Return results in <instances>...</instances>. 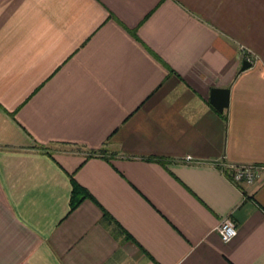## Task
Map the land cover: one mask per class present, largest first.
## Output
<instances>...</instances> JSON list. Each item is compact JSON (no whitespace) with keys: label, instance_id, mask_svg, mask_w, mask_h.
<instances>
[{"label":"crops","instance_id":"1","mask_svg":"<svg viewBox=\"0 0 264 264\" xmlns=\"http://www.w3.org/2000/svg\"><path fill=\"white\" fill-rule=\"evenodd\" d=\"M223 163L264 167V0H0V264H264Z\"/></svg>","mask_w":264,"mask_h":264},{"label":"built area","instance_id":"2","mask_svg":"<svg viewBox=\"0 0 264 264\" xmlns=\"http://www.w3.org/2000/svg\"><path fill=\"white\" fill-rule=\"evenodd\" d=\"M189 158V157H188ZM222 168L226 171L228 178L237 186H252L260 178L263 166L258 165H233L223 163ZM220 239L227 243L237 234L235 223L229 218H224L216 229Z\"/></svg>","mask_w":264,"mask_h":264},{"label":"water","instance_id":"3","mask_svg":"<svg viewBox=\"0 0 264 264\" xmlns=\"http://www.w3.org/2000/svg\"><path fill=\"white\" fill-rule=\"evenodd\" d=\"M249 63L242 62L241 69L248 67ZM210 102L218 111H222L228 105V89L213 88L210 91Z\"/></svg>","mask_w":264,"mask_h":264},{"label":"trees","instance_id":"4","mask_svg":"<svg viewBox=\"0 0 264 264\" xmlns=\"http://www.w3.org/2000/svg\"><path fill=\"white\" fill-rule=\"evenodd\" d=\"M72 195H71V209H73L82 198L90 196V194L78 183L72 179Z\"/></svg>","mask_w":264,"mask_h":264}]
</instances>
